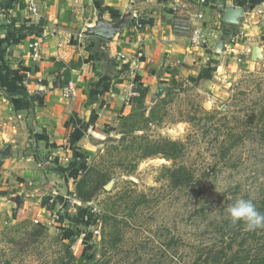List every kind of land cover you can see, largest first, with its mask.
I'll use <instances>...</instances> for the list:
<instances>
[{"label":"rangeland","instance_id":"374dc122","mask_svg":"<svg viewBox=\"0 0 264 264\" xmlns=\"http://www.w3.org/2000/svg\"><path fill=\"white\" fill-rule=\"evenodd\" d=\"M261 10L251 18L256 25L264 22ZM249 44L234 75L211 78L222 83L218 91L201 80L172 77L145 105L144 118L127 109L106 136H96L90 151L78 156L84 162L69 193L73 206L56 212L50 225L29 212L0 225V264H79L81 259L87 264H215L214 253L223 250L229 259L241 251L248 230L242 223L233 225L227 209L241 198L255 206L264 202V133L258 118L264 108V27ZM253 48L259 52L254 59ZM214 72L206 69L202 76ZM19 119L12 123L25 126L27 114ZM164 141L185 145L177 164L193 176L180 189L163 171L173 165L162 155ZM141 147L160 153L139 159ZM106 174L113 181L111 200L101 191L109 181L93 185L97 191L89 200L78 198L93 188L81 181ZM141 194L147 202L138 215L128 216L134 204L129 196ZM114 201L121 207L117 222L100 226L95 235L94 216L100 223ZM263 231L246 242L253 251L262 247Z\"/></svg>","mask_w":264,"mask_h":264},{"label":"crops","instance_id":"0c3cea01","mask_svg":"<svg viewBox=\"0 0 264 264\" xmlns=\"http://www.w3.org/2000/svg\"><path fill=\"white\" fill-rule=\"evenodd\" d=\"M27 2L0 0V225L28 212L47 225L70 208L76 173L65 156L80 159L93 139L106 136L127 109L148 104L172 77L218 91L216 79L235 74L251 36L264 27L251 19L264 0H37L38 15ZM229 10L237 12L233 23L225 22ZM135 15L143 18L139 29L132 27ZM176 15L200 29L198 46L173 35ZM97 22L124 26L110 39L86 34ZM138 50L144 59L137 86L147 92L125 105L127 61ZM210 68L216 72L203 77ZM67 81L77 89L69 99L61 95ZM26 114L25 126L12 123Z\"/></svg>","mask_w":264,"mask_h":264},{"label":"trees","instance_id":"16d2710c","mask_svg":"<svg viewBox=\"0 0 264 264\" xmlns=\"http://www.w3.org/2000/svg\"><path fill=\"white\" fill-rule=\"evenodd\" d=\"M206 78V76H205ZM68 83V81L66 82ZM65 83V84H66ZM139 90H140V94H139V98L142 101L145 97V94L147 92L146 88H142L141 86H138ZM137 111L139 113H137L136 115L139 116L140 118H144V114L146 111V106L144 104L140 105L139 107H137ZM207 116H211L213 117V113L210 112H206L205 113ZM258 118H260V121L262 122V129H263V133H264V108L260 110V113L258 114ZM164 144L166 146V150L164 151V154H162L168 161L172 162V166L171 167H164L163 171L165 172V176L166 178L170 179V182L173 183V187L174 188H182L183 186V182H188L190 183V179L193 176V173L189 171V168L186 167L185 165H178L177 162L179 159H181V157L184 154V150H185V145L180 142V141H164ZM143 150V152H141L138 155L139 159H143V158H147L150 156H154L160 152H157L155 149L149 151V148H144L141 147L138 151ZM147 150V151H146ZM80 160V159H79ZM75 164L72 165L70 167L71 170H73L74 173H76V170L78 169H82L81 167V163L84 161H75ZM133 168L132 171L134 170L136 163L133 164ZM70 170V171H71ZM131 171V172H132ZM100 179L98 180H84L81 181L80 184L84 186H86V184H88V182H90V186H92V190H90L89 192L86 193H78V198L79 199H85V200H89L91 198V196H93L95 194V192L97 191V186H93L96 185L99 182H104V184H106L110 178L109 176L103 175L99 177ZM82 189V187L79 185L77 187V190L80 191ZM102 189V188H101ZM103 193L105 194V196H108L106 198V200H111V196L110 197V192H106L104 190ZM118 196V195H117ZM132 197V196H131ZM130 196L129 198L134 202L133 206L130 208V213H128V216L133 217L138 215V210L140 209V207L142 206V204L147 202V197L144 194L138 195L136 197H133L135 199H132ZM121 197H119L118 199H120ZM116 202L114 201L110 207L111 211H103V213L100 216V220H101V228L104 229L105 226L107 224L110 225L111 222H117V216H118V211L121 208L120 206H116L115 204ZM257 211H259L260 213H264V202L260 203V206H256ZM137 212V213H136ZM97 214L94 216V220L93 223L95 222V219L97 218ZM114 227V225H113ZM264 232V231H263ZM106 234V233H105ZM256 234H257V230L256 231H248L247 233H245V235L247 237H245V239H242L241 242L239 243L242 247L241 251H235L229 259H227V255L224 253V251H219L217 253H214V260L216 261V263L221 264V262H223L222 264H264V235L261 236L260 241L262 243V247L260 249L256 248L254 251L252 250L253 248L247 246L246 242H248L249 240H255L256 238ZM104 238V237H103ZM259 239H257L256 241L258 242ZM204 263H207V260H203ZM215 263V264H216ZM79 264H87L84 263L82 261V259L79 261Z\"/></svg>","mask_w":264,"mask_h":264},{"label":"built area","instance_id":"2783aa9c","mask_svg":"<svg viewBox=\"0 0 264 264\" xmlns=\"http://www.w3.org/2000/svg\"><path fill=\"white\" fill-rule=\"evenodd\" d=\"M28 4V8L30 10V12L33 15H38V3L37 0H28L27 2ZM198 18H201V16L199 15ZM143 25V18L141 16L135 15L133 21H132V27L134 29H139L141 28ZM171 29H172V33L175 36L178 37H182L185 39H188L193 45L198 46L200 44L201 41V31L197 26H194L192 21L189 18H185V17H181L176 15L171 23ZM132 38V37H130ZM39 45L37 42H34L30 45V48L33 51V56L35 58H37L39 56ZM144 59V55L142 53L141 50H138L134 57H132L129 61H127L128 64V75L130 78V89L128 90V92L125 95V105H129L131 100L134 97H138L140 94V90L139 87L137 86V78L139 76V68H141L143 60ZM61 95L64 98H72L75 97L77 95V89L75 87V85L70 81L68 82L61 90ZM76 161V160H75ZM77 161H80L79 159H77ZM49 162V160H48ZM47 162V163H48ZM63 162L66 165H74L75 162L71 161L69 159L68 156H65V158H63ZM76 174L81 175L82 174V169H78L76 170ZM30 186L33 187V183L29 184ZM52 201H50L51 203ZM75 203V199H71L70 200V204L73 206V204ZM52 218H56L55 215H51ZM35 223H38L37 220H34ZM51 221H49L47 223V225H50ZM100 223L95 220V222L91 225L92 227V232L95 235H99V231H100Z\"/></svg>","mask_w":264,"mask_h":264},{"label":"clouds","instance_id":"9594fccd","mask_svg":"<svg viewBox=\"0 0 264 264\" xmlns=\"http://www.w3.org/2000/svg\"><path fill=\"white\" fill-rule=\"evenodd\" d=\"M227 213L233 225L242 223L248 231L264 229V213L257 211L251 200L237 199L228 207Z\"/></svg>","mask_w":264,"mask_h":264},{"label":"water","instance_id":"95a60500","mask_svg":"<svg viewBox=\"0 0 264 264\" xmlns=\"http://www.w3.org/2000/svg\"><path fill=\"white\" fill-rule=\"evenodd\" d=\"M236 15H237L236 11L229 10L228 13L226 14L225 22H227V23L235 22L234 20L236 18ZM95 26L96 27L94 29H91V28L88 29L86 31V34L95 35V36L103 38V39H110V37L114 33L118 32L124 26V23H120L118 26H115V27H110V26L103 25L100 22H97L95 24ZM258 56H259L258 50L256 48H253L252 52H251L252 59H254L255 57H258ZM112 185H113V181H109L103 187L104 191L109 192L111 190Z\"/></svg>","mask_w":264,"mask_h":264}]
</instances>
